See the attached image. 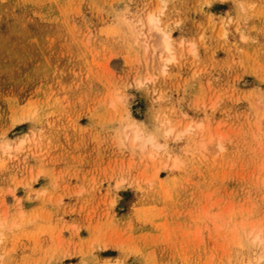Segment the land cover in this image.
I'll use <instances>...</instances> for the list:
<instances>
[{
	"label": "rangeland",
	"instance_id": "rangeland-1",
	"mask_svg": "<svg viewBox=\"0 0 264 264\" xmlns=\"http://www.w3.org/2000/svg\"><path fill=\"white\" fill-rule=\"evenodd\" d=\"M0 264H264V0H0Z\"/></svg>",
	"mask_w": 264,
	"mask_h": 264
},
{
	"label": "bare ground",
	"instance_id": "bare-ground-1",
	"mask_svg": "<svg viewBox=\"0 0 264 264\" xmlns=\"http://www.w3.org/2000/svg\"><path fill=\"white\" fill-rule=\"evenodd\" d=\"M148 23H149V25H150V27L153 29V30H156L157 32H161V36H160V42H159V44L157 45L158 47H160V50L161 51H163V52H166V53H168V54H170V52H171V50H172V42H171V38H170V36L167 34V33H165L161 28H160V24H159V20H158V18L155 16V15H150L149 17H148ZM162 52V53H163ZM165 53V54H166ZM172 59V55H170L169 57H164L163 58V62L165 63V62H168L169 60H171ZM130 131H132V132H134V134H133V136H134V141L135 140H137V139H139L140 141H142L143 139H142V137L141 136H139L138 135V133H140V132H138V130H137V128L135 127V126H133L132 124L131 125H128V127H127ZM138 132V133H137ZM171 132V131H170ZM218 138H220V140H221V137L219 136ZM218 138H216V143H217V145L219 146L220 145V140L218 139ZM211 140V139H210ZM214 140V139H213ZM219 140V141H218ZM133 141V142H134ZM135 143H137V144H143V142H141V143H138L137 141L135 142ZM143 147H145L144 146V144H143ZM220 147V146H219ZM5 148V151L4 152H7V153H9L10 151V149H9V147L7 146V147H4ZM256 240H261L262 238H261V236L260 235H258L256 238H255Z\"/></svg>",
	"mask_w": 264,
	"mask_h": 264
}]
</instances>
